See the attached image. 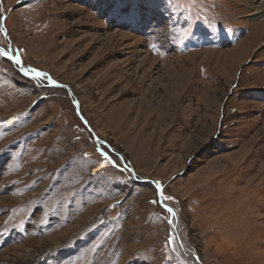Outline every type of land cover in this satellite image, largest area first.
I'll use <instances>...</instances> for the list:
<instances>
[{
  "label": "rangeland",
  "instance_id": "rangeland-1",
  "mask_svg": "<svg viewBox=\"0 0 264 264\" xmlns=\"http://www.w3.org/2000/svg\"><path fill=\"white\" fill-rule=\"evenodd\" d=\"M261 1L0 0V264H264Z\"/></svg>",
  "mask_w": 264,
  "mask_h": 264
},
{
  "label": "snow or ice",
  "instance_id": "snow-or-ice-1",
  "mask_svg": "<svg viewBox=\"0 0 264 264\" xmlns=\"http://www.w3.org/2000/svg\"><path fill=\"white\" fill-rule=\"evenodd\" d=\"M0 32H5V29L3 27H0ZM0 57H6L9 61H14L16 65H18V66L21 65V59H20L19 55L14 54L10 48L7 50H5L4 48H0ZM21 71H23L25 75H28L29 72H31L33 74V78L43 77V78L47 79L48 83L52 86L66 87L64 85H59L57 83V81L52 80V78L47 73H42V72L37 71L35 69L29 70L26 67H21ZM97 151H100V148H97ZM100 154H101V156L104 157L105 160H107V162L109 164L112 163V161L107 159V155L104 151H100ZM156 188L157 189L161 188V185L159 182L156 183ZM158 197H159L158 200L150 201V203H153V204L159 203L164 208V210L170 214V216H175V212H174L173 208L169 207L166 203H164V201H170V200H173L174 198L171 196H165L163 191H158ZM168 222L171 223L172 222L171 219H169Z\"/></svg>",
  "mask_w": 264,
  "mask_h": 264
},
{
  "label": "bare ground",
  "instance_id": "bare-ground-1",
  "mask_svg": "<svg viewBox=\"0 0 264 264\" xmlns=\"http://www.w3.org/2000/svg\"><path fill=\"white\" fill-rule=\"evenodd\" d=\"M261 6L264 7V1H261ZM260 12L262 13L263 11L261 10V11H259V13H260ZM255 14H258V12H257V13H253V15H255ZM143 103H144V102H143ZM180 252H181L182 255H184L185 257H187V256H186V253H187V252H186L185 250H183L181 247H180ZM189 258H190V257H189ZM190 260H191V258H190ZM193 263H194V262H193Z\"/></svg>",
  "mask_w": 264,
  "mask_h": 264
}]
</instances>
